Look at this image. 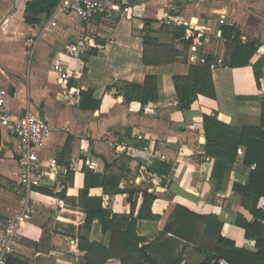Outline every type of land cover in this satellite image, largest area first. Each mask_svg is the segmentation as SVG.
I'll return each instance as SVG.
<instances>
[{
  "label": "crops",
  "instance_id": "obj_1",
  "mask_svg": "<svg viewBox=\"0 0 264 264\" xmlns=\"http://www.w3.org/2000/svg\"><path fill=\"white\" fill-rule=\"evenodd\" d=\"M31 1L0 0V89L9 92L6 108L17 118L30 106L52 127L39 150L44 184L31 193L35 213L20 227L11 264H85L83 239L110 246L111 232H103L100 219L91 227L86 223L80 197L85 167L112 181L89 191L111 215L131 212L133 190L135 216L144 204V191L156 195L152 212L158 217L138 219L136 224L138 235L147 242L170 240L173 233L162 235L166 226L194 225V239L184 255L190 262L199 264L214 252L221 235L240 247L255 245L237 221L255 219L252 203L243 199L252 197L246 186L256 165L243 162L242 145L243 154L230 152V158L223 159L226 165L216 168L220 152H208L205 117L238 131L261 125L264 0H118L117 9L98 13L88 22L73 13L54 15L55 7L28 16ZM28 17L38 19L30 22ZM225 24L239 27L243 39L260 42L250 65H223L227 44L220 28ZM179 27H186L184 38L176 37ZM146 28L162 42H174L184 55L174 63L146 65ZM191 36L187 47L183 40ZM74 44L78 51H72ZM209 56L217 63L212 68L216 97L199 95L191 108L180 109L174 76L188 75L192 64H202ZM64 72L69 79L62 77ZM147 76L157 77L159 98L145 106L138 99L128 100V83L143 85ZM82 91H91L85 107ZM2 132L0 238L6 219L26 199L25 192L16 190L21 172L15 157L18 139L11 131ZM160 162L172 165L168 175L150 169ZM62 191L66 198L60 197ZM256 206L264 209V197ZM185 244L183 240L180 248ZM105 264L121 261L112 258Z\"/></svg>",
  "mask_w": 264,
  "mask_h": 264
},
{
  "label": "trees",
  "instance_id": "obj_2",
  "mask_svg": "<svg viewBox=\"0 0 264 264\" xmlns=\"http://www.w3.org/2000/svg\"><path fill=\"white\" fill-rule=\"evenodd\" d=\"M60 2V0H32L28 3L27 9L34 11L37 15L49 13ZM38 18L28 17L30 22ZM186 27L177 29L176 37L184 38ZM197 35V34H196ZM220 35L227 44V57L223 65L229 67H243L250 65L252 57L259 50L261 44L256 40L243 39L242 32L236 25H222ZM193 36L183 40L188 47L192 42ZM105 44V40H98ZM144 56L143 61L146 65H163L174 63L184 55V51L177 48L174 42H162L159 35L152 29L146 28L143 34ZM97 53L94 50L93 54ZM215 58L209 56L202 64H192L190 73L186 76H174V84L178 96V107L180 109H189L198 99L199 95H205L212 98L216 97V89L213 79L211 65L215 63ZM259 76V75H258ZM259 78V77H258ZM112 86L107 88L112 90ZM83 95V106L85 101L91 99V91ZM128 100L138 99L145 106L150 101L159 98L157 77L147 76L143 85L128 83L126 90ZM205 128L207 136L208 152L219 150L217 155L216 168H223L226 165L225 160L229 159L230 152L237 153L240 146H245L246 153L243 162L248 165H256L252 170L248 184L247 192L252 197L244 198L252 203L249 206L254 221H248L240 217L238 225L246 229V235L255 239V245L237 246L236 242L228 237L221 235L214 252L209 253L199 264H221L225 260L228 264H264V209L256 206V202L264 197V102L260 126H247L242 131L232 129L224 125L216 118L206 116ZM213 130H216L215 133ZM172 165L167 162H160L157 167H150L159 174L168 175ZM86 174L85 188L81 192V202L87 210V226L91 227L95 219H100L103 232H111L110 246H104L99 242H91L88 238L83 239L80 244L81 249L86 250L85 264H105L109 259L118 258L121 264H195L187 260L184 256L187 245L193 242L194 225L183 224L182 226H166L162 235L173 233L174 236L166 241L147 242L145 238L137 233L136 224L138 219H154L158 216L152 212V203L156 195L149 191H144V204L135 216V190L130 192L129 201L131 203V212L129 214L114 213L102 206L101 199L89 195L92 187L102 185L107 180L101 174L84 168ZM217 176V172L214 174ZM42 191H50L47 187L40 188ZM60 197L66 198L64 191L60 192ZM245 197V196H244ZM247 197V196H246ZM188 211V210H187ZM190 215L199 217L197 214L188 211ZM200 218V217H199ZM186 241L180 248V243ZM12 258L8 263H12ZM22 264H27L22 262Z\"/></svg>",
  "mask_w": 264,
  "mask_h": 264
},
{
  "label": "built area",
  "instance_id": "obj_3",
  "mask_svg": "<svg viewBox=\"0 0 264 264\" xmlns=\"http://www.w3.org/2000/svg\"><path fill=\"white\" fill-rule=\"evenodd\" d=\"M118 7V0H60L55 6L54 15L73 13L82 21H90L96 14L110 12ZM53 25L57 22L53 21ZM72 51H78V44L71 46ZM82 52H87V49ZM191 59L196 60L197 56L192 53ZM205 62L204 59H202ZM213 63L211 68H215ZM64 79H69L68 72L62 74ZM8 90L0 89V124L2 130L11 131L19 142V150L16 159L20 166V181L17 192H25V202L20 210L13 216L8 217L5 222L4 234L0 238V264H8V259L13 255L19 246V230L21 225L32 218L35 213V206L32 202L31 193L44 184L45 176L42 159L39 150L43 148L52 133V127L47 118L32 107L26 108L23 114L15 118L6 108V96ZM238 152L243 154V149ZM61 190V187L58 189ZM221 264H228L221 260Z\"/></svg>",
  "mask_w": 264,
  "mask_h": 264
},
{
  "label": "water",
  "instance_id": "obj_4",
  "mask_svg": "<svg viewBox=\"0 0 264 264\" xmlns=\"http://www.w3.org/2000/svg\"><path fill=\"white\" fill-rule=\"evenodd\" d=\"M28 16H35V12H28ZM2 139H3V132H2V127H1V124H0V142H2ZM47 184H49V182H47Z\"/></svg>",
  "mask_w": 264,
  "mask_h": 264
},
{
  "label": "flooded vegetation",
  "instance_id": "obj_5",
  "mask_svg": "<svg viewBox=\"0 0 264 264\" xmlns=\"http://www.w3.org/2000/svg\"><path fill=\"white\" fill-rule=\"evenodd\" d=\"M1 145H2V142H0V147H1Z\"/></svg>",
  "mask_w": 264,
  "mask_h": 264
}]
</instances>
